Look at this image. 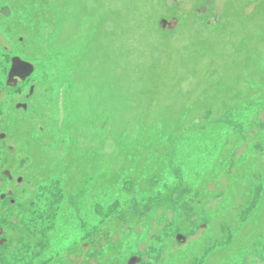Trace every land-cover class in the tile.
<instances>
[{
    "label": "rangeland",
    "instance_id": "1",
    "mask_svg": "<svg viewBox=\"0 0 264 264\" xmlns=\"http://www.w3.org/2000/svg\"><path fill=\"white\" fill-rule=\"evenodd\" d=\"M58 1L35 26L23 0H0V173L9 172L0 177V257L200 264L217 242L224 251L208 264H264V189L254 197L259 181L264 185V99L253 92L218 112H189L192 93L214 83L209 67L220 81L233 50L247 67L238 86L264 85L262 32L246 17L257 1L234 0L242 14L229 18L221 15L229 0ZM20 23L28 25L24 45L17 42ZM17 54L33 73L20 86L6 85ZM251 121L247 148L239 147L245 157L232 164L222 152L229 128L246 130ZM248 161L254 194L250 186L249 210L236 215ZM6 180L21 187L14 197ZM229 188L231 199L223 195ZM231 212L241 216L237 223ZM86 223L101 226L87 236ZM21 230L36 243L22 257ZM77 241L80 248L68 246ZM102 247L110 255L100 256Z\"/></svg>",
    "mask_w": 264,
    "mask_h": 264
},
{
    "label": "trees",
    "instance_id": "2",
    "mask_svg": "<svg viewBox=\"0 0 264 264\" xmlns=\"http://www.w3.org/2000/svg\"><path fill=\"white\" fill-rule=\"evenodd\" d=\"M257 3L254 7V9L251 11V13L246 16V17H249L248 18V21L249 23H252V24H256V25H260V29L257 30V28L254 29V31L256 32L257 31H260L262 32V36L260 37V40L259 42H261L263 45H264V16H261V13H264V0H256ZM24 3H26V5H29V11H31L32 13V19L35 21V26H36V22H40L42 23V21L46 20L45 18L47 17L46 15H50L51 14V7L55 6L56 3H55V0H23ZM13 3V2H12ZM57 3H62L61 0H59ZM11 4V1L9 2V5ZM52 5L47 7V5ZM8 5V6H9ZM6 6L8 9L9 7ZM11 7H13L11 5ZM56 8V7H55ZM232 11V12H231ZM9 12H10V9H9ZM18 13L20 12V10L17 11ZM12 13L16 15V10H14V8H12ZM231 13L233 14H236L238 15V13H241V10H238L237 9V4L235 3L234 0H229L228 2H226L225 4V7L222 11V16L224 17H227L229 18L231 16ZM50 17L53 18V16L51 15ZM49 17V18H50ZM20 18V17H19ZM50 20V19H49ZM20 22V21H19ZM228 22V20H226V23ZM96 23V22H95ZM248 23V24H249ZM34 25V24H33ZM26 27H28V25L25 23V24H22L20 23L19 25V29H18V32H17V36H18V39H17V42L20 43V38H22L23 40V44L24 45V42L26 41V39L28 38L27 34H26ZM160 27V26H159ZM10 29V28H9ZM9 31V30H8ZM17 31V30H15ZM15 34V33H14ZM20 34V35H19ZM15 36V35H14ZM25 39V40H24ZM253 39V38H251ZM253 43L255 44L254 46H257V42L255 40H252ZM21 45V46H22ZM22 53V52H21ZM223 53V52H222ZM222 53H220L218 56V58H220V56L222 55ZM236 52L233 50V53H232V63H228V66L227 64H224V67L222 69H226L224 70L221 74V79L220 81H218V78L216 77L217 75V67L216 68H213V67H209V69L207 70V74L209 76V79L212 80L214 83H209V85H207V90L204 91L202 88H198L197 91L193 92L192 93V97L193 98H190L189 97V112H193V110L195 108H197L199 110V112H201V114L203 113H206L208 111L210 112H218L222 107H224V105H226L229 101L235 103L236 101H240L241 99L243 100H246L245 98L246 97H250V95L254 92H258V94L264 99V92L261 90L264 88V85L259 82L261 80H254V86L253 87H249L250 86V82L248 84L244 83L242 84L243 86V89H241L238 85L240 84V82L243 80V77H242V73L246 71L247 67H245L246 65V62L243 61L240 57H237L235 58L236 56ZM238 61H236V60ZM246 59V58H244ZM153 73V72H152ZM257 74H263L262 70L261 72L258 71ZM249 80V79H248ZM217 81V83L215 82ZM247 82V81H246ZM157 91V90H156ZM149 93V91H148ZM151 94V93H150ZM192 99H195L196 101L192 100ZM25 100V99H24ZM197 106V107H196ZM168 108L165 109V111L167 110ZM257 112V111H256ZM165 113V112H163ZM192 114V113H190ZM200 114V115H201ZM199 115V117H200ZM255 118V117H254ZM194 119H191L189 121H192ZM188 121V122H189ZM252 121L249 123V122H246L245 123V129H241V127H236V128H233V127H230L229 129V134L230 136L228 137L227 139V144H226V150L227 151H222L223 152V155L225 156L226 159L229 160V162H231L232 164H234L233 160H237L238 157H236L237 155H241V156H244L246 153L245 152H241V150L239 149L240 147V144L242 143L243 146H245L247 148V145L245 144V141L247 139V137H251V136H248L249 134V130H254V127L251 125ZM240 134V137H238L237 134ZM262 133V132H261ZM26 134V131L24 130L23 131V135ZM158 134V133H157ZM233 134V135H232ZM216 140H220V134L218 136L215 137ZM264 139V138H263ZM1 152V151H0ZM4 152V151H3ZM244 154V155H243ZM260 155H264L263 154V149L261 150L260 152ZM237 158V159H234V158ZM245 157V156H244ZM246 158H248L246 156ZM224 157L222 156L221 157V160H223ZM249 159V158H248ZM249 162V161H248ZM249 165H250V168L252 169V171H250L248 173V176L247 178H249V180L247 181V183H243V186L239 188V205L236 206V215H238V212H242L243 210H249L248 208V203L250 202V200L252 201V198L250 196V193L253 189V187L255 186V183H252L249 185L250 181L253 179L255 180V178H257V176L255 175L254 171H253V168L251 166V162H249ZM236 169H238V167L236 166ZM9 170V169H8ZM234 175V171H233V174L232 176ZM4 176L2 174V172L0 173V177ZM231 176V177H232ZM229 177V178H231ZM3 178H6L5 176ZM228 178V177H227ZM228 178V179H229ZM8 179V178H7ZM227 179V181H229ZM7 181V180H6ZM7 183L11 186H13L11 189V195L14 197V194H16L17 191H20V188L19 186L15 185L14 181L11 182V180H9V182L7 181ZM251 186V191L250 190H247L249 189V187ZM221 186L217 187V188H220ZM217 188L216 190L214 191V193L212 195L209 196V199L212 198L213 196H215V192H217ZM261 189H264V185H262V183L259 181V186L258 188L256 189V192L254 194V192L252 191V195L254 194V197L256 195L259 194V192L261 191ZM221 190V189H219ZM231 190V191H229ZM228 193H223L224 196H227L230 192L235 193L233 192L232 188L230 189L229 188ZM235 191V190H234ZM203 194V193H202ZM235 195V194H234ZM206 196V195H204ZM231 193H230V198L231 199ZM168 197V196H166ZM165 197V198H166ZM254 199V198H253ZM235 198L234 196L232 197V201L231 204H233ZM200 203V202H199ZM224 205V204H223ZM221 208V207H220ZM138 209V208H137ZM109 211H113V208L112 206L110 205L109 206ZM232 213H235V212H231V218L232 220L236 219V222L237 223L239 221V218H241V216H234V214ZM113 214V213H112ZM215 214L217 215V213H211L210 217ZM115 215V214H114ZM109 216V214H108ZM118 216V215H117ZM119 217V216H118ZM104 217H101V220L103 219ZM107 218V217H106ZM100 220V221H101ZM263 220V225H264V218L262 219ZM100 223V222H99ZM91 223H86L84 228H86V232H87V236H89L90 232L93 231L92 227H94L93 225H90ZM96 224V223H95ZM97 226H101V225H96L94 227L97 228ZM242 226V225H241ZM238 227V225H237ZM118 228V227H117ZM242 228H244V226H242ZM103 229V228H102ZM237 231H239L240 233V227L239 228H235ZM262 227L259 228V233L261 235V231H262ZM97 230V229H96ZM229 231V233L231 234L230 230L227 228L226 229V232ZM25 232V231H24ZM24 232L21 230L19 233H16L18 239H21V241H23L24 243H26L27 245H23L24 243L21 244V246H19L17 249L20 250V254H21V257L22 256H27L30 252L31 247L32 245L34 246V248L36 249V243H34V241L32 242L30 240L29 237H27L26 235H24ZM238 233V234H239ZM225 235H227V233H225ZM252 236L254 237H257L255 234H253ZM247 238V237H245ZM27 239V240H25ZM225 240V238L223 236H221V240ZM245 240V239H244ZM246 241V240H245ZM248 242V240H247ZM21 243V242H20ZM95 242L91 241V244H94ZM225 243V241H224ZM82 244V243H81ZM81 244L77 241V242H73L71 243L70 245H68L69 247L72 246L71 248H74L76 247L77 249L80 248ZM86 244H90V242H87ZM84 244V245H86ZM220 244L222 243H217L215 242L213 247H212V250L210 252H208L206 255H202V259H201V262H199L200 264H208L211 260V257H215L217 254H221V252H223L224 248L223 247H220L218 248L217 250L215 249V247L219 246ZM112 248L115 250L116 248H118L119 244H112ZM229 245V244H228ZM102 252H100V256H102L104 253L105 255H110L109 252H107V247H102ZM214 248V249H213ZM35 249H33V251H35ZM75 249V248H74ZM111 249V248H110ZM103 253V254H102ZM20 257V255H19ZM11 259L13 261V264H25L24 263V260H25V257H22L21 259H18L17 261H15L14 263V258L13 256H11ZM12 261L8 260L6 257H0V262L2 264H12ZM110 260H108V263H105V264H115L114 261L111 260V262H109ZM217 259H215L214 263H216Z\"/></svg>",
    "mask_w": 264,
    "mask_h": 264
},
{
    "label": "water",
    "instance_id": "3",
    "mask_svg": "<svg viewBox=\"0 0 264 264\" xmlns=\"http://www.w3.org/2000/svg\"><path fill=\"white\" fill-rule=\"evenodd\" d=\"M1 14L6 17L9 14V9L7 7L2 8ZM165 24L166 21L164 20L160 21L161 28H163ZM32 72H33V67L29 62L24 61L19 57H13L11 59L10 68L7 73L6 85L12 84L13 86H15L18 80L24 81L26 78L30 77ZM32 90L33 87L29 89V95L32 93ZM17 108L25 109V105H17ZM175 238L176 241L180 244H183L185 241L184 237L178 234L176 235ZM137 262H139V258L130 257V259H128L126 264H136Z\"/></svg>",
    "mask_w": 264,
    "mask_h": 264
},
{
    "label": "bare ground",
    "instance_id": "4",
    "mask_svg": "<svg viewBox=\"0 0 264 264\" xmlns=\"http://www.w3.org/2000/svg\"><path fill=\"white\" fill-rule=\"evenodd\" d=\"M21 44H23V40H22V38H20V41H19ZM19 46L20 47H23V46H21L20 44H19ZM20 54V53H19ZM19 54H17V55H13L11 58H10V62H11V59L13 58V57H19ZM20 58V57H19ZM30 58V57H29ZM22 60H24V59H22ZM24 61H26V60H24ZM27 62H29V61H27ZM30 63V62H29ZM31 65H32V67H33V70H34V66H33V64L32 63H30ZM33 73V72H32ZM26 80H27V78H26ZM15 86H20V85H18V83H16L15 84ZM29 96L30 95H27L25 98H29ZM23 164V163H22ZM2 174L4 175V176H6L7 178L9 177V172L8 171H3L2 172ZM9 194H11V190H10V193ZM204 264V263H203Z\"/></svg>",
    "mask_w": 264,
    "mask_h": 264
},
{
    "label": "flooded vegetation",
    "instance_id": "5",
    "mask_svg": "<svg viewBox=\"0 0 264 264\" xmlns=\"http://www.w3.org/2000/svg\"><path fill=\"white\" fill-rule=\"evenodd\" d=\"M19 81H17V83H18Z\"/></svg>",
    "mask_w": 264,
    "mask_h": 264
}]
</instances>
